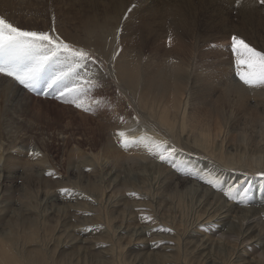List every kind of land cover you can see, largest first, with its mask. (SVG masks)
Returning <instances> with one entry per match:
<instances>
[{"label":"rangeland","instance_id":"obj_1","mask_svg":"<svg viewBox=\"0 0 264 264\" xmlns=\"http://www.w3.org/2000/svg\"><path fill=\"white\" fill-rule=\"evenodd\" d=\"M5 1L0 0V15L25 30H49L54 15L56 31L74 46L90 51L103 65L100 68L106 77H94L100 87L91 93V98L102 103L89 112L65 104L54 96L37 95L22 87L27 95L19 102L14 101L12 92L6 101L5 95L0 96L1 152L7 158L3 157L0 162V204L7 213L0 230L15 228L23 220V216H18L19 212H28L26 216L31 217L24 222L26 225L30 226V221H33L37 224L35 227L40 225L47 230L41 232L38 243L30 240L26 246L46 249L47 252L49 244L55 247L57 257L62 254L64 258L69 254L64 261L56 260L58 263L69 264L72 257L77 264H145V260L146 264H165L166 261L150 259L153 256L150 253L164 251L177 256L174 264H238L233 261L236 260L233 253L214 247V243L221 239L232 250L233 244L239 243L236 233H228L227 227L207 218L205 207L196 213L195 203H192L196 196L192 192L185 194L186 187V202L180 203L172 194L173 186L168 177L163 175L162 181L154 180V177L161 174L159 165L174 172L177 180L187 178L199 184H203L201 179H208L209 174L218 177L228 174L227 181L219 180L224 184L223 191L204 186L219 193L229 204L263 208L264 200L258 199V196L264 197V187L257 191L258 195L255 192L249 195L241 193L246 197L247 204L239 199H230L225 194L228 185L247 188L264 178L257 175L264 172L263 163L258 164L259 158L264 156L260 126L255 125V133L249 132V144L242 150L246 152V162L234 159L223 164L224 159L219 154L201 152L186 140L187 137L192 138L193 133L181 129V120L177 122L176 134L167 129L168 125H161L158 115L148 106L146 109L145 102H141V88L135 92L118 76L120 68L127 62H130L129 65L139 63L144 67L140 70V77H159L167 82L168 87L161 88L160 84H156L151 91L143 94V100L156 99L153 102H159L160 106L170 99L173 81L178 82V78L184 77L182 94L173 96L170 102H176L178 97L182 102H191L187 106V123L194 118L202 123H207L209 119L210 123H216L219 119L210 117L211 107L204 102H232L239 96L237 88L247 95L243 102H261L264 100V87L250 88L239 81L234 75V58L228 45L230 37L236 34L258 50H264V5L259 0H240L239 4L236 0H7L8 4ZM116 9L120 10L126 24L118 25L114 19H108L107 15ZM150 9H155L156 15H163L164 19L160 23L157 18L151 28H145L142 18ZM91 17L99 18L102 30L95 36L105 38L99 39L103 49L91 44V34L85 28V21H90ZM149 59L162 63L173 59L182 61L186 71L183 69L184 72L167 76L171 78L169 81L165 74L145 70ZM117 63H120L119 68ZM93 65H88L91 72ZM261 93V96L258 95ZM236 113L239 119L232 122L236 127L230 136L232 144L239 143L233 141V137H239L237 130H249L250 127L245 125L246 115L242 111ZM120 117L124 118L123 121ZM133 119L167 135L171 145L178 149L175 167L148 153L144 155L146 158L141 157L143 147L134 146L125 150L120 146L114 132L124 131V128L115 126L120 124L131 129ZM109 138L120 148L122 155L121 161L111 164L96 157L101 156L103 145ZM177 140L182 142L181 146H178ZM130 154L137 156L134 164ZM202 158L207 161L203 162ZM8 161H13L15 165H8ZM102 165H106L105 169ZM63 188L72 191L63 194L60 191ZM110 195L112 197L107 200ZM37 212L41 217L39 224L33 220ZM145 216L153 219L147 221L143 218ZM259 219L262 225L257 227L264 228V210ZM45 220L46 225L43 224ZM167 228L173 231L161 230ZM234 230L241 234L242 229ZM14 234L19 235L18 232ZM27 234L21 242H26L30 236ZM205 240L210 243L204 247L202 243ZM17 248L23 249L21 246ZM241 249L250 252L253 258L262 251H254L251 244H245ZM169 263L172 264V261Z\"/></svg>","mask_w":264,"mask_h":264},{"label":"bare ground","instance_id":"obj_2","mask_svg":"<svg viewBox=\"0 0 264 264\" xmlns=\"http://www.w3.org/2000/svg\"><path fill=\"white\" fill-rule=\"evenodd\" d=\"M5 3L8 4V1L6 0ZM156 14L157 13L155 12V9H150L149 12H147V14L144 15L145 18H142V20H144V21H143V23L142 22L141 23L145 26V28L146 27L151 28L152 24L155 23L157 18L161 23L162 19H164V16L163 15L157 16ZM171 14H173V12H171ZM96 17L89 18L91 20L85 21L84 25H86L85 28L87 29L89 34H91V36H90L91 44L95 47L103 49L104 45L102 43H99V39L101 38V40H103L105 38H103L102 36L100 37V35L95 36L97 34H101L100 31L102 30V26L98 22L99 18H96ZM107 17H108V19H110V18L114 19L118 25L126 24L125 20L123 19L122 15L120 14L119 9H116L110 15H107ZM200 17L202 18V15ZM175 19H177V18H175ZM139 48H140V46H139ZM142 50H144V49H142ZM142 50H141V52H142ZM107 56H109V53L107 54ZM151 59H149V61L146 60L148 64L145 65V70L147 72H151L153 74H165L167 77L173 73L175 74V73H179V72H184V70L186 71L185 67L182 64V61H176L173 59V60H170L171 62L168 61L166 63L165 62L162 63V62H157L155 59H153V60H151ZM149 62H152L154 64L149 63ZM129 63L130 62H127L126 65H123L120 68L118 78H120V80L123 81L124 84L126 83L127 87L131 88L135 92H137V90L139 88H141V90H140L141 102H145L146 109L148 106L149 107L148 109L153 110V112L158 115V117L161 121V125L162 124L168 125L167 129L170 132H172L173 134H176L175 133L176 129H178L177 128V122L179 120H181V122H180L181 129L188 131V133H191V132L193 133V137L192 138L187 137L186 140L188 142L192 143L195 146V148L201 149V152L202 151H205V152L212 151V154L214 152L219 154L224 159V160L222 159L223 160L222 163L224 161H226L227 163H231L232 160L234 161V159H237V160H240L241 162H243L246 160L245 157L247 158V156H245L246 152L242 151V150L246 149L247 145L249 144V134L255 133V131H254L255 125L260 126V131H259L260 136H261L260 141H264V124L262 123L264 121V100L263 101L260 100L261 102H243L247 95L245 96L244 92L240 88H237L236 94H238L239 96H238V98H236L232 102H211L210 103V100H209V103L204 102L211 107L210 117L211 118L214 117L216 119H219V120H216V123L215 122L213 124L210 123V119L207 123H202V122H200V120L198 118H194V119H192V121H190V123H187V119H188L187 106L191 102L190 103L189 102H182V99L180 97L177 98L176 102H170L172 100L173 96H176L178 94H182L181 88H183L185 78L180 77L177 79L178 82L173 81V83H172L173 86H172L171 91H170V94H171L170 99L167 98L168 101L163 102L162 105L160 106L159 102H153V100H156V99H153V100L144 99L143 100V94L146 91H151L153 89V86L156 84H160L161 88H165V87H168V83L165 81H162L159 77L158 78H150V79L140 77V75H139L140 70L144 69V67L140 66L139 63H138V65L132 64V63L129 65ZM119 64L120 63H117L118 68H119ZM92 71L96 73V77L98 79L99 78L104 79L106 77V75H105L106 73H104L102 71V69L97 65L92 66ZM167 78L169 81L171 80L170 77H167ZM0 82H1L0 83V96L5 95L6 96L5 101L9 100V96H10L11 92L13 93L12 95L14 96V98H13L14 101H17V102H19L22 99V97L27 95L23 92V89H22L23 86L19 87V85L17 83L15 84V82H13V81H12L13 83L9 82V80H6V79L4 80V77L0 76ZM228 83H229V81H228ZM184 86H185V84H184ZM167 89L162 90V91H166ZM258 95L261 96L262 93L258 94ZM3 99L4 98H2V100ZM237 111H242L243 112L242 114L246 115L245 121L246 120L247 121H246L245 125L246 126L250 125V127H249V130L248 129L247 130H243V129L241 130V128L240 129L238 128L239 130H237L238 131L237 134L239 137L237 138V135H236L235 138L233 137V141L239 142V143L232 144V143H230V136H231V133L236 129V127L232 124V122L235 123V121H237V119H239V116H238L239 114L236 113ZM141 123L142 124H139L138 122L136 123V120H134V123L132 124L133 127H131V129H126L125 126L120 125L119 123H116L119 125L115 126V127H123L124 131L128 132L129 135L139 136L141 134L147 133L149 136H153L157 139H162V140L168 141V137L164 132H162L161 130H158L155 127L149 126V125L144 126L147 124L144 123L143 121ZM142 126L146 127V129H143ZM115 127H113L114 130H116ZM114 130H112V131H114ZM132 130H134V131H132ZM116 132H117V130H116ZM116 132H114L115 133V139H116V141H118V137L116 136ZM176 143L178 144V146H181L182 142L180 140H177ZM169 144L171 145L170 142H169ZM2 146L3 145L1 142L0 143V162H2L3 157L6 158L5 155L1 152ZM102 150H103V153L102 152H101L102 154L100 153L101 156L96 155V157L98 159L108 160L106 162L109 164L121 161L122 155H121V153H119L120 148H118L116 146V144L114 143V141L111 138H109L104 143ZM142 152L144 154H142L141 157L146 158L144 155H146V153H148V152L146 151V149L144 147L142 148ZM130 157L133 159L132 164H134L137 156L136 155L132 156L130 154ZM253 158H255V157H253ZM202 159H203V162L207 161L204 158H202ZM255 160H258V158ZM254 162H256V161H254ZM83 163H84V161H83ZM259 163H260V165H261V163H263L262 166H264V156L263 157L261 156L259 158L258 164ZM86 164H88V163H86ZM8 165L12 166L15 164L13 163V161H8ZM135 165H136V163H135ZM105 166L106 165H102V167L104 169H105ZM159 166L161 168V174L158 177H154V180L162 181L164 176L166 175L169 179L168 182L171 183L173 186L172 187L173 188L172 194H173V196L178 198V201L180 203L186 202L184 200L185 199L184 198V188L186 187L187 189H185V190H187V192L185 194H189L190 192H192L193 195L196 196L195 201H192V203H195L194 209L196 210V213L200 212V209H202L201 207H205L204 210H205V212H207V214H206L207 218L209 217L211 221L214 220V223H218V224H221V225L227 227L229 229V230H226V231H228V233L229 232L231 234L236 233V235L239 237L238 245H235V243H234L232 250L229 247L225 246V245H227V243L223 244L222 243L223 241H220L221 239L214 243L215 249L216 248L222 249L226 253H230V254L233 253V255H235V259H236L233 261L235 263H238V264H264V245L262 244V242H264V228L257 227L258 225H262V223L260 222V219H259V214L262 213V211L264 210V207L263 208H261V207L260 208H257V207L244 208V207L235 206L234 204L233 205L229 204L221 198L219 193H215L212 191L214 187L210 186L208 183L205 182L207 177L206 178L204 177L203 179H201L203 184H199L200 182L196 183V182L191 181L187 178H184L183 180H177L178 177H176L174 172L166 170V168L161 167V165H159ZM205 166L207 167L209 165L205 164ZM219 168H220V166H219ZM208 169H209V167H208ZM205 170H207V169L205 168ZM211 170H213V169H211ZM209 172H210V170H209ZM211 172H213V171H211ZM220 173H221V171H220ZM220 173H219V175H220ZM234 174H236V172ZM227 175H221L218 177L216 175L209 174L208 177L209 178H216L218 180L223 179V180L227 181L228 180ZM203 176H205V173ZM234 176H233V179H235ZM237 178H239V177H237ZM252 180H254V179H251V181ZM231 181H233V180L231 179ZM204 184L209 185L212 188V190L209 189L210 187L207 188L208 186L205 187ZM226 184H225V186H226ZM222 185L224 187V184H222ZM230 185H232V183ZM262 187H264V178L259 180L256 184L248 186L247 187L248 191H247V193H244V195H249L253 192H255L257 194V191H261L263 189ZM0 195H2V194H0ZM111 197L112 196L110 195L107 200H109ZM226 197H224V198H226ZM258 199L264 200V197L258 196ZM229 201H230V199H229ZM2 208H3V204H0V229H1V225L4 224V222H3L4 216L7 215V213H5V211ZM235 211L237 212V214H235ZM26 214H28V212H25L24 214L23 213L20 214V212H19L18 216H23V220L20 223H18L17 226H15V228H8L5 230H0L1 231L0 232V237H1L0 238V264H67V263H63V262L58 263L56 260L60 259V261H64V258H67V256L69 254L66 255L64 258H63L62 254L60 255V257H57L58 256L57 252L54 250L55 247H51V246H49V244H48V248H47V252H49V254H47V252L45 251L46 249L44 250L45 251L44 252L41 249L39 250L38 248L37 249L29 248L26 246L27 242H29L30 240L38 243V241L40 239L39 235L42 234L41 232H43V231L46 232V230H47L46 227H40V225H38V227H35L37 224L33 223V221H30L31 222L30 226L26 225L24 222L29 219L28 217H31V216H26ZM39 216H40V214L38 213L37 217H34L35 219H33L38 224L41 221V217H39ZM203 218L205 219V217H203ZM255 219L258 221H255ZM226 220H227V222H226ZM45 222H46V220L43 222L44 225H46ZM263 224H264V221H263ZM212 227H213V225H212ZM235 228L242 229V230H240L241 234L239 231L236 232V230H234ZM14 232H18L19 235L14 234ZM27 232L30 234V236L26 239V242H23V241L21 242L20 241L21 238L24 237L27 234ZM24 239H25V237H24ZM165 239H166V237H165ZM45 242H43V244ZM136 243H134V244H136ZM149 243H151V242H149ZM162 243H164V242H162ZM208 243H210V241L205 240V242H203L202 244H204L203 246L205 247V245H207ZM240 244H242L241 245L242 247L245 246V244H248V245L251 244V248L254 251H258V250H262V251L259 255L255 256L254 257L255 259H254L253 257H250V255H249V254H251L250 252H246V251L241 249L242 247L239 246ZM29 245H31V244H29ZM17 246H21L23 249L19 250L18 248H20V247L17 248ZM41 246H42V244H41ZM46 246H44V247H46ZM163 247L164 246H162L160 248H163ZM41 248H43V247H41ZM228 248H229V250H228ZM244 249H246V248H244ZM23 250H25V252H22ZM60 250H58V251H60ZM163 252L158 253V251H157V252L152 253V254L150 253L151 256L153 255L152 257H150V259L153 258L155 261H163V262L166 261L165 264H168V262H171V261H172V264H174L173 262H176V260H178L177 256L175 254H170L172 252H170V253H168V252L163 253ZM146 263L147 262L145 260V264ZM69 264H77V263H75L73 261V258L71 257Z\"/></svg>","mask_w":264,"mask_h":264},{"label":"snow or ice","instance_id":"obj_3","mask_svg":"<svg viewBox=\"0 0 264 264\" xmlns=\"http://www.w3.org/2000/svg\"><path fill=\"white\" fill-rule=\"evenodd\" d=\"M236 2L239 4L240 0ZM259 3L264 5V0H259ZM52 21V26L47 31L25 30L0 15V76L11 78L19 86L37 95H51L83 111H94L102 101L93 100L91 93L100 85L94 78L96 73L91 72L88 65L99 62L90 51L74 46L56 31L54 15ZM228 48L234 58V75L239 81L250 88L264 87V50H258L236 34L230 37ZM99 67L102 68L103 65L99 64ZM119 119L123 121L124 118ZM116 136L125 150L134 146L144 147L152 157L176 166L178 149L168 141L147 133L133 136L123 130L118 131ZM32 155L38 156L40 153ZM49 175L53 173L49 172ZM257 175L264 176V172ZM205 182L224 190L221 182L215 178H208ZM60 191L69 194L72 190L63 188ZM247 191L241 185L228 186L225 194L230 199L246 203V197L241 193ZM143 218L147 221L153 219L151 216ZM161 230L173 231L171 228Z\"/></svg>","mask_w":264,"mask_h":264}]
</instances>
